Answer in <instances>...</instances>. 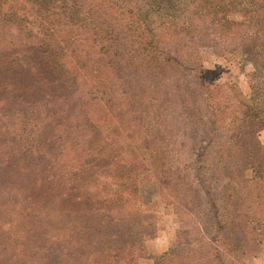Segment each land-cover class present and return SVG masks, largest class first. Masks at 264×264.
I'll list each match as a JSON object with an SVG mask.
<instances>
[{
    "label": "trees",
    "instance_id": "16d2710c",
    "mask_svg": "<svg viewBox=\"0 0 264 264\" xmlns=\"http://www.w3.org/2000/svg\"><path fill=\"white\" fill-rule=\"evenodd\" d=\"M191 1L0 0V264H138L157 233L156 216L139 206L148 179L173 192L182 215L181 197L203 190L185 184L186 165L176 168L171 143H163L173 137V110L181 112L176 122L204 130L185 132L192 141L218 132V118L227 121L232 110L229 139L240 143V129H253L247 136L261 154L253 170L263 176L255 135L264 127V0H242V22L227 19L234 0ZM230 25L240 29L222 52L240 50L253 65L248 98L237 88L220 96L203 78L202 33L228 41ZM231 148H220L218 158L238 163ZM105 180L116 189L101 190ZM83 215L93 225L79 226ZM6 224L23 239L5 235ZM216 226L219 242L225 228ZM191 229L188 238L204 233ZM212 240L192 237L186 253L171 249L155 264H220ZM203 244L212 252L200 262L195 253Z\"/></svg>",
    "mask_w": 264,
    "mask_h": 264
},
{
    "label": "rangeland",
    "instance_id": "374dc122",
    "mask_svg": "<svg viewBox=\"0 0 264 264\" xmlns=\"http://www.w3.org/2000/svg\"><path fill=\"white\" fill-rule=\"evenodd\" d=\"M241 1L234 0L226 9L227 19L231 22L246 20L244 13H246L248 2L242 3ZM192 2L187 0L186 3L191 4ZM16 7L19 9L18 5ZM156 21L157 16H155ZM156 25L161 24L156 23ZM230 26L228 41L224 37L219 38L215 35L217 33H213L214 35L207 34L208 32L202 33L203 42L198 48V55H201L205 69L203 78L208 87L217 90L220 96L226 98L227 93H232L233 88H237L242 91L243 96L248 98L251 96L249 79L254 72L253 65L246 54L240 50H238L239 52L234 51L235 48L231 50L229 47L230 53L229 51L222 52V45L227 43L228 46L231 43V37L237 34L236 32L240 29L238 25ZM176 76H180V74L176 73ZM192 84L189 85L192 90H196L198 93L202 92L203 87L197 88ZM177 92L176 88V96L173 99L178 98ZM208 94L205 95L208 96V101L213 104L215 101L212 100L210 93ZM187 98L190 101H195L196 95L189 94ZM171 113L172 117H169L171 118L170 127L173 137H170L168 141L163 139V143H171L169 148L174 149L173 154L179 158L178 160L172 156L174 161L171 162L176 164V168H183V164L186 165L187 179L185 184L188 182V187L191 186L194 189L200 187L203 190L200 195L192 194L191 191L186 194V198L181 197L185 199L183 203L186 206V209L182 210L186 215H182L181 212L178 213L176 205L173 204V192L167 189L163 192L157 179L151 177L148 179L147 185L141 189L145 198L139 206L140 209L152 212L156 216L157 233L155 236L146 239L145 251L138 259V264H155L166 252L179 247L182 249L181 254H184L186 250H189L186 247L188 240L192 237L194 239L200 238L202 241L205 238L208 240L213 238L212 242L220 246V264H264V174L260 177L261 174L254 172V170L260 169L257 162L261 154L254 147L251 137L247 136L253 129L241 128L238 135L245 136L242 137L240 143L236 140L232 142L229 138L234 133L228 129V122L232 121L234 115L231 110L224 115L228 122L218 118L217 127L220 128L218 132L216 129L210 135L202 136L199 141H197L198 137L192 141L184 138L185 132L203 135L204 130L198 129L197 132L190 123L176 122L173 114L181 113L179 110H173ZM208 119L213 120L214 117H207L205 121ZM108 122L109 126L113 128V123ZM214 138L218 139L214 140ZM255 140L261 142L262 153L264 154V127L255 135ZM224 146L232 147L231 150L238 156L236 158L238 163L229 164L224 162L222 158H218L219 150ZM208 147L210 148L209 154L206 155L209 160H206L203 153ZM133 151L136 152L135 148ZM131 153L130 151L129 155H134ZM200 165L205 168L203 175L199 174L197 170ZM240 165L245 169L241 173H233L235 170L241 171ZM224 170L229 172L225 173ZM105 181L107 182V180ZM109 185L110 183L107 182L101 190L106 192L110 188L116 189L115 185ZM214 205L218 207L220 214L217 218L214 216ZM91 217L90 215H83L78 218L81 223L79 226L93 225L95 219ZM217 221H220V225L225 228L219 242L216 240V233L214 232V229L217 228ZM201 226L204 228V233L202 232L200 236L193 233L188 238L185 235V232L192 230L191 228ZM15 231V228L10 224L3 227L5 235L10 238L18 235L20 239H23ZM180 231H182L181 236ZM211 252L212 248L210 250L209 244L199 245L196 247L195 259L200 262L207 261ZM172 259L179 261L177 256ZM168 263L169 261L163 260V264ZM169 264L174 263L171 261Z\"/></svg>",
    "mask_w": 264,
    "mask_h": 264
}]
</instances>
